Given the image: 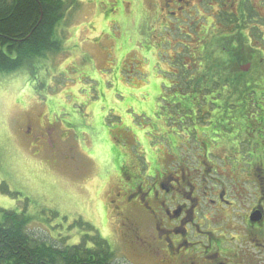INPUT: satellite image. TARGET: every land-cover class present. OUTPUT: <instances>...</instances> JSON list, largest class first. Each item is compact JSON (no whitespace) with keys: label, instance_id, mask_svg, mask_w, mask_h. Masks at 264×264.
<instances>
[{"label":"rangeland","instance_id":"rangeland-1","mask_svg":"<svg viewBox=\"0 0 264 264\" xmlns=\"http://www.w3.org/2000/svg\"><path fill=\"white\" fill-rule=\"evenodd\" d=\"M62 1L67 8L59 26L64 32L61 50L40 60L33 72L21 68L0 73V221L6 211L23 214L29 218V231L56 247L83 242L88 249L107 248L115 264H146L137 260L128 242L120 241L124 247L118 242L115 195L118 188L123 191L128 175L133 179L148 162L153 173L161 169L164 149L169 154L178 147L182 155L190 147L203 156L213 143L235 147L234 141L241 139L260 141L256 157L264 164L262 72L258 89L244 106L235 103L230 110L217 107L221 100L209 107L206 100L198 103L191 92L207 90L206 83L194 86L204 77L214 84L216 68H207L213 60L226 63V72L247 77L255 74V56L261 59L260 69L264 67V0L259 16L251 9L259 7V0L241 1L239 10L240 5L224 10L237 21L243 15L246 22L258 18L262 32L249 29L247 47L240 39L221 40L223 47L235 49L232 56L219 59L214 49V57H196L201 45L188 39L194 25L180 29L153 21L161 0ZM199 12L210 19L218 8L203 6ZM211 25L207 31V22L200 21L203 32H211ZM216 35H207L208 42ZM229 114L239 117L231 127L226 123ZM33 124L53 135L59 147L56 155L32 153L28 130ZM59 131L67 137L60 145Z\"/></svg>","mask_w":264,"mask_h":264},{"label":"flooded vegetation","instance_id":"flooded-vegetation-1","mask_svg":"<svg viewBox=\"0 0 264 264\" xmlns=\"http://www.w3.org/2000/svg\"><path fill=\"white\" fill-rule=\"evenodd\" d=\"M215 1L161 0L153 21L188 29L187 23L204 6L218 12L214 18L198 16L195 21L215 23L219 12L229 5L237 10L242 0ZM259 2V7L251 8L257 16L263 0ZM254 18L249 22L262 31ZM31 129L28 137L35 157L56 155L59 147L53 135L40 124ZM66 139L61 132L56 138L59 145ZM247 141H234L235 147L224 141L213 143L203 156L190 147L184 156L178 147L169 154L164 149L161 169L153 173L148 162L133 179L128 175L123 191L118 188L115 195L119 245L124 247L122 240L128 242L127 248L146 264H264V164L256 157L260 141Z\"/></svg>","mask_w":264,"mask_h":264},{"label":"trees","instance_id":"trees-1","mask_svg":"<svg viewBox=\"0 0 264 264\" xmlns=\"http://www.w3.org/2000/svg\"><path fill=\"white\" fill-rule=\"evenodd\" d=\"M66 4L67 2L62 0H0V73H11L21 68L33 72L40 60H47L50 55L61 50L64 32L59 29V26L65 21ZM239 5L238 10L241 8V3ZM225 12H219L218 24L207 22L209 25L207 31L210 30L211 24L213 26L209 34L207 31H201L200 22L195 21L199 14L189 22L190 24L187 23L188 28L191 24L194 25L191 38L188 39H191V43L196 41V45H201L196 49V57L211 58L213 49L215 50L214 55L219 53L218 59L220 55L229 57L230 54L232 56L235 48L232 47L231 50V48L223 47V43L220 42L223 39L231 41L240 39L243 41V47H247L244 46L246 39L251 40L247 36L248 31L249 29L257 30L255 25L246 22L244 15L237 21L238 19L232 14L227 15ZM216 32L217 35L213 41L208 42L207 35H210V39L211 34ZM202 35H205L203 40L200 39ZM165 44L170 46V42ZM176 44L179 45L178 41ZM212 44L216 45L217 51ZM208 46L209 50H207ZM159 48H163L162 42L159 43ZM182 48L177 49L179 54ZM199 51L201 54L198 55ZM255 61H257L255 74L253 77H247V74L242 72L240 74L226 72L224 70V68L227 69L226 63L220 64L213 60V64L207 68H211V71L216 68L217 79L214 81L216 85L206 77L201 79L194 86L206 83L207 90L205 88L191 90V92L194 91L196 97L194 100L198 103L206 100L209 102L208 107L210 102L221 100L222 103L217 104V107L224 108V111L230 110L235 103L244 106V102L250 95H253L254 90L258 89L255 85L260 80L259 72L263 73L262 77L264 76V67L260 69L261 59L255 56ZM256 78H258L257 81H254ZM201 81L204 82L201 83ZM230 122L238 123L239 117L232 119V115L229 114L227 127L233 125ZM29 228V218L25 215L11 211L4 212L0 221V264H115L113 255L107 248L88 249L84 247L83 242L74 246L56 247L52 241L32 234Z\"/></svg>","mask_w":264,"mask_h":264},{"label":"water","instance_id":"water-1","mask_svg":"<svg viewBox=\"0 0 264 264\" xmlns=\"http://www.w3.org/2000/svg\"><path fill=\"white\" fill-rule=\"evenodd\" d=\"M249 68V65H246L244 69H242L243 71H246Z\"/></svg>","mask_w":264,"mask_h":264}]
</instances>
